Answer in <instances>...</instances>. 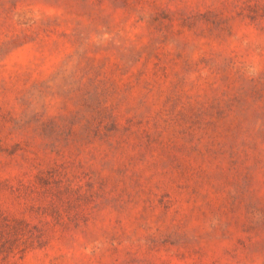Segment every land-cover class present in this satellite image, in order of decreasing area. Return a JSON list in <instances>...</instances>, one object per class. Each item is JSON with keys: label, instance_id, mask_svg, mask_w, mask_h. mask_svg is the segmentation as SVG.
Instances as JSON below:
<instances>
[{"label": "rangeland", "instance_id": "rangeland-1", "mask_svg": "<svg viewBox=\"0 0 264 264\" xmlns=\"http://www.w3.org/2000/svg\"><path fill=\"white\" fill-rule=\"evenodd\" d=\"M0 264H264V0H0Z\"/></svg>", "mask_w": 264, "mask_h": 264}]
</instances>
